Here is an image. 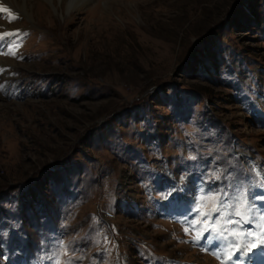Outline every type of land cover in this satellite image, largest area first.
Here are the masks:
<instances>
[{
  "label": "rangeland",
  "instance_id": "rangeland-1",
  "mask_svg": "<svg viewBox=\"0 0 264 264\" xmlns=\"http://www.w3.org/2000/svg\"><path fill=\"white\" fill-rule=\"evenodd\" d=\"M25 1L0 12V264H264L216 233L212 257L191 211L243 193L262 223L264 0Z\"/></svg>",
  "mask_w": 264,
  "mask_h": 264
},
{
  "label": "snow or ice",
  "instance_id": "snow-or-ice-1",
  "mask_svg": "<svg viewBox=\"0 0 264 264\" xmlns=\"http://www.w3.org/2000/svg\"><path fill=\"white\" fill-rule=\"evenodd\" d=\"M0 12H8L7 8H0ZM5 35H18V34H8ZM18 46V45H17ZM9 52L12 55H15V52L12 51V48H9ZM190 159H195V157H190ZM216 175V174H213ZM218 178V176H217ZM183 179V177H181ZM176 189L172 188L169 191L174 192ZM224 196H227V193H224ZM238 203L236 205H229L227 203H220V196L217 194H211L208 196H201L195 206L194 209H191V211H194L196 213V216H198L200 219H197L195 222L197 224H203V228L200 230V232L197 234L196 237H194V243L198 242L201 238H203V235L205 232L208 233H216L219 237V239L228 240L230 237L233 240V243L231 244V247L235 249L236 251L243 250L245 252L250 251L252 248H256L257 245H264V212L260 213V219L262 223L259 226V230L257 232H244L243 231V225L244 224H251V221L253 219V216L251 213L254 211L252 206L249 204L247 196L243 193H238L236 197ZM215 200L216 203L213 204L212 211L207 212L203 211L202 209L206 207V202ZM235 207V216L238 217V219H230L227 218L225 213L221 211L222 209H226L228 207ZM220 212L221 215L217 220L212 219V214ZM206 218V219H205ZM95 220V217H93ZM220 219L225 220V225L223 228V231H220V229L217 227L219 224ZM229 225H236V228H230ZM186 234L188 233V228H185ZM236 236H240L242 239H254L256 242L251 243L249 245H241L239 240H236ZM211 243V241H209ZM69 252V248L67 245L63 243V241L59 242V247L57 249V252L55 254V264H61V257L63 255H67ZM217 255V258H221L219 253H214ZM231 256H228V259H231ZM63 264H71V259L63 261ZM222 264H226V262L222 261Z\"/></svg>",
  "mask_w": 264,
  "mask_h": 264
},
{
  "label": "bare ground",
  "instance_id": "bare-ground-1",
  "mask_svg": "<svg viewBox=\"0 0 264 264\" xmlns=\"http://www.w3.org/2000/svg\"><path fill=\"white\" fill-rule=\"evenodd\" d=\"M4 1L6 2L5 3L6 5H2V6H4V8L5 7L6 8H10V10L12 12H15V13L17 12V14H18V10H20L25 15L28 14V12H27V4H28V2L27 1L21 0V2H19V4L17 3L16 0H4ZM87 1L88 0H66V9H67V11H72V10H75L76 11V10H79L80 7L82 5H84ZM23 18H25V17H23ZM0 42H1V39H0ZM252 242L255 243L256 241L253 239ZM257 247H259V244L257 245ZM225 253H227V252H224V255L223 256H224V260L227 262L228 261V254H225Z\"/></svg>",
  "mask_w": 264,
  "mask_h": 264
}]
</instances>
